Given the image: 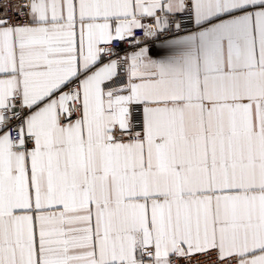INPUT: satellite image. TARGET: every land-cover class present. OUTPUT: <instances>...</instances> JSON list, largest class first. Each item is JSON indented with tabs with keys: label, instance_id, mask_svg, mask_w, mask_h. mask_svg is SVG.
Wrapping results in <instances>:
<instances>
[{
	"label": "snow or ice",
	"instance_id": "snow-or-ice-1",
	"mask_svg": "<svg viewBox=\"0 0 264 264\" xmlns=\"http://www.w3.org/2000/svg\"><path fill=\"white\" fill-rule=\"evenodd\" d=\"M0 264H264V0H0Z\"/></svg>",
	"mask_w": 264,
	"mask_h": 264
}]
</instances>
